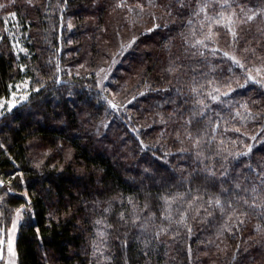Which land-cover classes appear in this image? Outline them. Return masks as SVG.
I'll use <instances>...</instances> for the list:
<instances>
[{"label": "trees", "instance_id": "obj_1", "mask_svg": "<svg viewBox=\"0 0 264 264\" xmlns=\"http://www.w3.org/2000/svg\"><path fill=\"white\" fill-rule=\"evenodd\" d=\"M23 79L19 264H264V0H0V99Z\"/></svg>", "mask_w": 264, "mask_h": 264}, {"label": "rangeland", "instance_id": "obj_2", "mask_svg": "<svg viewBox=\"0 0 264 264\" xmlns=\"http://www.w3.org/2000/svg\"><path fill=\"white\" fill-rule=\"evenodd\" d=\"M134 32H128L130 36H135ZM120 34V33H119ZM118 34V42L115 48V51L112 53L110 63L105 64L107 67H101L97 70V73L100 71V83L101 86H106L112 75L113 70L115 69L117 63L121 60L125 53L134 46V38L129 40V36L126 38L125 34ZM19 39V38H16ZM14 40L16 43V51L19 53L26 52L25 49L21 47V43L18 40ZM19 62V61H18ZM69 70L71 68H68ZM96 73V71H95ZM31 94L30 81L28 79L20 80L14 83L11 86L9 95L7 98L0 99V116L10 112L17 105L26 101ZM4 195H0V260L3 264H19L18 255L16 251V241L19 232L20 224L24 217V207L11 210L5 214L4 206ZM6 216V217H5ZM6 218H10L11 221L8 227L5 226ZM9 241L11 242V251H9Z\"/></svg>", "mask_w": 264, "mask_h": 264}, {"label": "snow or ice", "instance_id": "obj_3", "mask_svg": "<svg viewBox=\"0 0 264 264\" xmlns=\"http://www.w3.org/2000/svg\"><path fill=\"white\" fill-rule=\"evenodd\" d=\"M202 11H203V9H201ZM252 17H249V19H251ZM229 22H231L230 20H229ZM217 23H219V21L217 22ZM233 35L235 36V33H233ZM201 43H203L202 41H201ZM225 55H227V54H225ZM237 64H239V61H235ZM242 66V65H241ZM9 251H11V242L9 241Z\"/></svg>", "mask_w": 264, "mask_h": 264}]
</instances>
